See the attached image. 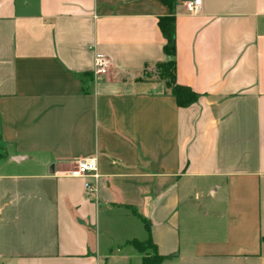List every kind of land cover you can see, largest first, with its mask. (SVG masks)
I'll return each mask as SVG.
<instances>
[{
	"label": "crops",
	"instance_id": "obj_1",
	"mask_svg": "<svg viewBox=\"0 0 264 264\" xmlns=\"http://www.w3.org/2000/svg\"><path fill=\"white\" fill-rule=\"evenodd\" d=\"M182 2L0 0V264H264V0ZM170 13L186 107L140 78Z\"/></svg>",
	"mask_w": 264,
	"mask_h": 264
},
{
	"label": "trees",
	"instance_id": "obj_2",
	"mask_svg": "<svg viewBox=\"0 0 264 264\" xmlns=\"http://www.w3.org/2000/svg\"><path fill=\"white\" fill-rule=\"evenodd\" d=\"M176 0H162L166 5L172 7ZM158 27L164 38L163 52L169 58L157 62L150 70L145 69L140 78H156L163 81L170 94L175 98L176 104L180 107H186L197 101L199 94L189 86L180 84L176 80L175 55V19L173 13L162 16L158 19ZM133 216L138 218L149 233V223L138 212L130 208ZM134 249L141 255L140 264H161L166 260L173 258L172 255H161L157 252L156 246L148 237L146 241H137L135 239L129 242ZM143 246V248L141 247ZM150 249L151 252H147Z\"/></svg>",
	"mask_w": 264,
	"mask_h": 264
},
{
	"label": "built area",
	"instance_id": "obj_3",
	"mask_svg": "<svg viewBox=\"0 0 264 264\" xmlns=\"http://www.w3.org/2000/svg\"><path fill=\"white\" fill-rule=\"evenodd\" d=\"M201 0H183L182 5L189 13H197L200 10ZM111 62L105 54L96 52L94 54V72L95 74L103 75L107 72ZM69 177H97L96 159L94 157L80 158L74 161L72 167L64 172ZM84 190L86 194L91 195L94 191L93 183L85 181Z\"/></svg>",
	"mask_w": 264,
	"mask_h": 264
},
{
	"label": "rangeland",
	"instance_id": "obj_4",
	"mask_svg": "<svg viewBox=\"0 0 264 264\" xmlns=\"http://www.w3.org/2000/svg\"><path fill=\"white\" fill-rule=\"evenodd\" d=\"M135 240H137V241H146V239L145 240H138V239H135ZM131 245V244H130ZM132 246V245H131ZM133 247V246H132ZM142 248H143V246H141ZM136 250V249H135ZM147 252H151V250L150 249H147Z\"/></svg>",
	"mask_w": 264,
	"mask_h": 264
}]
</instances>
